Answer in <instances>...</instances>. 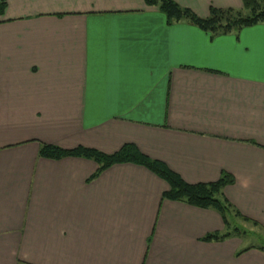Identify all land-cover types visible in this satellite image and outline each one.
Returning a JSON list of instances; mask_svg holds the SVG:
<instances>
[{
	"label": "crops",
	"instance_id": "0c3cea01",
	"mask_svg": "<svg viewBox=\"0 0 264 264\" xmlns=\"http://www.w3.org/2000/svg\"><path fill=\"white\" fill-rule=\"evenodd\" d=\"M202 17L243 0H174ZM0 17V264H264L202 240L214 209L163 198L147 168L48 159L41 143H134L264 225V23L212 35L146 0H6Z\"/></svg>",
	"mask_w": 264,
	"mask_h": 264
},
{
	"label": "trees",
	"instance_id": "16d2710c",
	"mask_svg": "<svg viewBox=\"0 0 264 264\" xmlns=\"http://www.w3.org/2000/svg\"><path fill=\"white\" fill-rule=\"evenodd\" d=\"M146 2L149 5L157 6L166 15L169 24L187 21L212 35H226L239 32L245 27L264 23V0H243L242 8L212 6L206 17L199 16L193 10L181 6L174 0H146ZM6 8V0H0V17L4 15ZM39 155L43 158L57 160L66 157L91 159L97 163L98 167L90 179L96 178L116 164L141 165L168 183V189L163 193L165 199L184 202L200 208L214 209L220 213L226 227H230L234 217H240L244 221L256 225L259 223L242 214L225 196V187L234 184L236 180L234 175L229 172L224 171L216 181L190 183L165 162L143 153L134 143H126L113 153H106L86 146L67 149L54 144L41 143ZM233 230H238V228H233ZM230 236V232L214 231L206 234L202 240H225ZM257 247L264 250V244Z\"/></svg>",
	"mask_w": 264,
	"mask_h": 264
},
{
	"label": "rangeland",
	"instance_id": "374dc122",
	"mask_svg": "<svg viewBox=\"0 0 264 264\" xmlns=\"http://www.w3.org/2000/svg\"><path fill=\"white\" fill-rule=\"evenodd\" d=\"M233 228H238V230H233ZM218 232H230L231 236L229 238L233 240H244V246H258L264 244V225L261 223L256 225L252 222L244 221L240 217H234V221L230 227L224 226L223 229ZM19 264L27 263L19 261Z\"/></svg>",
	"mask_w": 264,
	"mask_h": 264
}]
</instances>
